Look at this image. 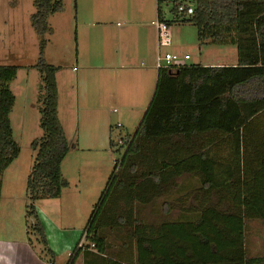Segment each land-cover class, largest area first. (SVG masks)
Segmentation results:
<instances>
[{
	"label": "trees",
	"instance_id": "1",
	"mask_svg": "<svg viewBox=\"0 0 264 264\" xmlns=\"http://www.w3.org/2000/svg\"><path fill=\"white\" fill-rule=\"evenodd\" d=\"M63 2L34 0L30 17L42 37L35 67L45 92L42 134L31 143L26 207L45 245L33 203L60 197L67 186L61 163L69 145L58 117L56 67L43 57L48 17ZM178 4L193 12L179 13ZM178 4L175 16L196 26L201 43L235 45L238 62L157 71L151 100L135 133L122 140V158L79 237L94 246L76 245L65 264L80 255L83 264H264V257H248L245 248L247 222L264 220V0ZM157 12L163 20L159 7ZM16 73V66L0 65V178L19 154L10 123L15 96L9 84ZM218 192L231 193L230 210L210 203ZM174 194L182 198H170Z\"/></svg>",
	"mask_w": 264,
	"mask_h": 264
},
{
	"label": "rangeland",
	"instance_id": "2",
	"mask_svg": "<svg viewBox=\"0 0 264 264\" xmlns=\"http://www.w3.org/2000/svg\"><path fill=\"white\" fill-rule=\"evenodd\" d=\"M102 1L107 3L109 13L97 19L93 0H64L62 10L49 15L50 32L43 36V57L56 67L58 117L69 145L61 163V173L67 181L61 196L33 203L45 245L33 229L35 221L27 216L26 207V182L34 161L31 143L42 134L40 108L45 90L35 67L42 37L30 21L34 0H0V65L17 67L9 88L15 96L10 123L19 154L0 178V221L4 223L0 237L12 236L15 245L10 254L14 264H22L24 249L27 264H46L49 255L57 263L67 262L92 220L106 193L115 160H120L124 152L118 140L124 141L135 133L154 92L157 70L151 65L155 63L157 47L150 19L157 18V7L160 17L169 22L171 35L170 44L159 48L161 52L187 53L188 64L238 62L235 45L201 43L196 26L182 21V16L177 19L173 8L184 0ZM152 41L153 58L147 59ZM260 119L264 120V114ZM259 135L264 137V129ZM111 141L115 144L111 145ZM181 196L174 194L170 198L179 200ZM211 196L213 206L230 210L231 193ZM8 206L12 212L4 217ZM12 225L15 232L10 235L8 227ZM246 227L248 257H264V220H251ZM0 264H6L2 251ZM74 264H83V256H78Z\"/></svg>",
	"mask_w": 264,
	"mask_h": 264
},
{
	"label": "built area",
	"instance_id": "3",
	"mask_svg": "<svg viewBox=\"0 0 264 264\" xmlns=\"http://www.w3.org/2000/svg\"><path fill=\"white\" fill-rule=\"evenodd\" d=\"M177 10L179 13H186V14H191L193 12L192 7H186L184 4H178L177 5ZM151 24L154 26L156 30V35H157V49H156V54H155V63L154 67L158 71L159 69L162 68H168L170 71H175L176 69L188 65V60L190 59V55L187 53L181 54L177 52H172V51H160V47H167L170 44L171 41V35H170V30H169V25L164 21L159 19L158 17L151 22ZM119 145H123L124 142L119 139L118 140ZM85 235L78 241L77 243V248L79 249H92L94 244L90 241H85L84 240ZM71 253L69 254V256ZM46 264H54L53 261L47 260ZM65 264V263H63Z\"/></svg>",
	"mask_w": 264,
	"mask_h": 264
},
{
	"label": "crops",
	"instance_id": "4",
	"mask_svg": "<svg viewBox=\"0 0 264 264\" xmlns=\"http://www.w3.org/2000/svg\"><path fill=\"white\" fill-rule=\"evenodd\" d=\"M93 4V7H94V11H95V15L97 16V19H99L98 17L100 16H105V15H108L109 13V9H107V6L105 2H103L102 0H93L92 2ZM93 11V10H92ZM157 15H158V12H157ZM156 15V16H157ZM158 17V16H157ZM150 21L152 22V19H150ZM157 37V35H156ZM155 45L157 47V38L155 39ZM153 46H154V42L152 41V44L151 46H149L150 48L148 49V53L146 55L145 58L149 59V58H153ZM148 48V47H147ZM151 49V51H150ZM148 61V60H147ZM152 67L154 66L151 65ZM157 78V77H156ZM155 83H156V80H155ZM152 97V96H151ZM148 106V105H147ZM146 110V109H145ZM1 200V199H0ZM39 211H42L41 209ZM4 217L7 216L8 214H10L12 212V209L8 206L6 209H4ZM38 214V213H37ZM1 220V219H0ZM4 223H2V221H0V231H1V227ZM9 228V234L10 235H13L14 232H15V229L13 227V225L11 227H8ZM9 234H7V236H10ZM5 236L3 235V237H0V251H2V257H3V260L6 261V264H14L12 263V261H14L11 257V254H10V248L15 245V243L13 242V238L12 236H10L9 238H4ZM25 248L26 245H25ZM44 250L46 251H49V249L47 250V248H44ZM51 251V250H50ZM27 251L26 249H24L23 251V258H22V264H27V255H26ZM32 254V253H31ZM30 256V255H29ZM30 259V258H29ZM47 260H51L54 262V264H63V262H60V263H57L56 262V259L53 257V256H46L45 258V263ZM28 264H32L31 261H29Z\"/></svg>",
	"mask_w": 264,
	"mask_h": 264
}]
</instances>
